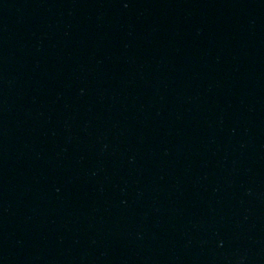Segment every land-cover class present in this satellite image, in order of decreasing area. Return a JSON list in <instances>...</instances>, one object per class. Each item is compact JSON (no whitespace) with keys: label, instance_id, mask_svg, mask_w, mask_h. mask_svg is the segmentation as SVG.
I'll list each match as a JSON object with an SVG mask.
<instances>
[{"label":"water","instance_id":"95a60500","mask_svg":"<svg viewBox=\"0 0 264 264\" xmlns=\"http://www.w3.org/2000/svg\"><path fill=\"white\" fill-rule=\"evenodd\" d=\"M0 264H264V0H0Z\"/></svg>","mask_w":264,"mask_h":264}]
</instances>
